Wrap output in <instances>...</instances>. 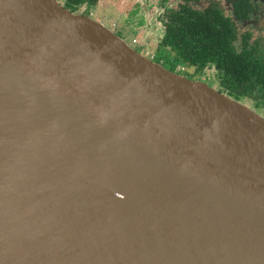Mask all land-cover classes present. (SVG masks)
Here are the masks:
<instances>
[{
	"label": "water",
	"instance_id": "obj_1",
	"mask_svg": "<svg viewBox=\"0 0 264 264\" xmlns=\"http://www.w3.org/2000/svg\"><path fill=\"white\" fill-rule=\"evenodd\" d=\"M0 264H264V118L57 0H0Z\"/></svg>",
	"mask_w": 264,
	"mask_h": 264
},
{
	"label": "flooded vegetation",
	"instance_id": "obj_2",
	"mask_svg": "<svg viewBox=\"0 0 264 264\" xmlns=\"http://www.w3.org/2000/svg\"><path fill=\"white\" fill-rule=\"evenodd\" d=\"M74 13L101 18L96 21L121 39L119 33L129 34L132 45L144 47L143 55L169 72L258 114L264 110V98L240 95L232 82L247 79L248 85L264 73V0H98Z\"/></svg>",
	"mask_w": 264,
	"mask_h": 264
},
{
	"label": "trees",
	"instance_id": "obj_3",
	"mask_svg": "<svg viewBox=\"0 0 264 264\" xmlns=\"http://www.w3.org/2000/svg\"><path fill=\"white\" fill-rule=\"evenodd\" d=\"M62 2L64 7L68 9L70 12L74 13L79 6L82 4H88V5H93L95 4L98 0H59ZM259 80L254 79L251 84L244 85V83L247 81H241L242 83H239L237 78H235L232 82L233 83H238L237 85V90L238 94L242 93H249L254 96L255 99L259 98H264V73L262 70L257 72ZM254 91H256L254 93ZM231 96L235 97L238 99V96L234 93H230Z\"/></svg>",
	"mask_w": 264,
	"mask_h": 264
},
{
	"label": "rangeland",
	"instance_id": "obj_4",
	"mask_svg": "<svg viewBox=\"0 0 264 264\" xmlns=\"http://www.w3.org/2000/svg\"><path fill=\"white\" fill-rule=\"evenodd\" d=\"M93 19H95V17H93ZM96 20H101V18H99V17H97L96 18ZM119 35L124 39V41L126 42V43H128L132 48H134L137 52H139L140 54H144V52H145V48L144 47H142V46H134V45H132L131 44V38H130V36H129V34H127V33H119ZM259 114H261L262 116H264V110L263 111H261V113H259Z\"/></svg>",
	"mask_w": 264,
	"mask_h": 264
},
{
	"label": "built area",
	"instance_id": "obj_5",
	"mask_svg": "<svg viewBox=\"0 0 264 264\" xmlns=\"http://www.w3.org/2000/svg\"><path fill=\"white\" fill-rule=\"evenodd\" d=\"M132 42H133V40H132Z\"/></svg>",
	"mask_w": 264,
	"mask_h": 264
}]
</instances>
